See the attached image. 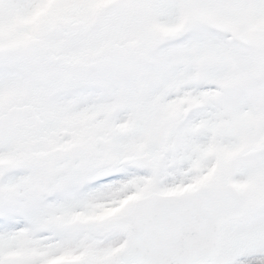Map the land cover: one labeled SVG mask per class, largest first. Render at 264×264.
Here are the masks:
<instances>
[{"label":"snow or ice","instance_id":"snow-or-ice-1","mask_svg":"<svg viewBox=\"0 0 264 264\" xmlns=\"http://www.w3.org/2000/svg\"><path fill=\"white\" fill-rule=\"evenodd\" d=\"M0 264H264V0H0Z\"/></svg>","mask_w":264,"mask_h":264}]
</instances>
